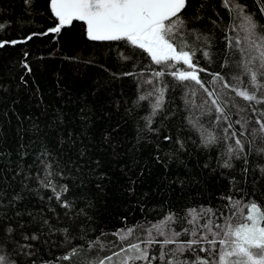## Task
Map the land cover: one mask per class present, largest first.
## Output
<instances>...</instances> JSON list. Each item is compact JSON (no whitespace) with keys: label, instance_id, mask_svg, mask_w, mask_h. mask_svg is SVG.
Instances as JSON below:
<instances>
[{"label":"trees","instance_id":"16d2710c","mask_svg":"<svg viewBox=\"0 0 264 264\" xmlns=\"http://www.w3.org/2000/svg\"><path fill=\"white\" fill-rule=\"evenodd\" d=\"M227 2L229 7L226 0H188L181 15L182 32L190 35L175 41L198 49L193 62L205 71L197 74L213 91L238 72L240 54L229 47L240 23L232 3L264 33V0ZM58 25L50 0H0L5 264H120L134 255L125 251L132 244L146 248L149 257L134 264H193L197 257L215 264L217 255L199 251L211 247L205 242L183 253L178 246L207 235L206 223L219 231L215 225L242 222L251 203L264 206V152L258 150L264 134L257 131L254 138L236 123L245 117L258 130L264 104L229 91L235 106L225 108L232 123L226 133L228 123H218L214 111L205 115L186 103H199L204 94L192 97L198 86L170 74L185 70L183 64L156 65L123 41L89 40L79 22L52 31ZM157 71L165 74L157 78ZM216 73L225 79L213 85ZM160 89L163 103L153 114ZM256 96L264 99L259 91ZM210 135L215 141L207 143ZM235 139L243 152H229ZM166 238L175 242L165 246Z\"/></svg>","mask_w":264,"mask_h":264},{"label":"snow or ice","instance_id":"6c2138e0","mask_svg":"<svg viewBox=\"0 0 264 264\" xmlns=\"http://www.w3.org/2000/svg\"><path fill=\"white\" fill-rule=\"evenodd\" d=\"M187 2L188 0H50L51 12L59 21V25L52 31L58 33L61 27L71 25L73 21H81L86 25L89 40L123 41L133 48L142 50L156 65L175 68L176 64H183L186 66L185 70L176 69L170 74L181 83L191 82L198 86L192 89V97H196L200 90L204 94L199 96V103L195 99L186 103L193 108L198 107L204 110L202 114L205 115L211 116L214 111L215 120L218 123L221 120L228 123V127L224 129L227 133L228 129L232 128V123L225 108L228 104L235 106L234 98L229 96V91L234 92L236 97L244 101L264 104V99L258 100L256 96V91L264 94V33L257 31V25L251 16L244 14L239 4L232 3L230 11L235 13V19L240 23L233 28V31H237V36L229 38V47H234L240 54L235 63L238 72L231 76V81L235 83L230 81L223 83L222 87L214 91L209 90L197 74L198 71L205 70L197 69L193 62L198 49L195 46L189 48V42L185 39H181L179 46L175 43L178 38L190 35V33L182 32L185 28V17L181 14ZM225 6L229 7L227 0ZM2 46L0 44V47ZM203 54L205 57L209 56L207 51ZM164 74L163 71L153 73L157 78ZM224 79L225 77L219 73L212 74L211 83L215 85L217 81ZM241 85L245 86L241 87ZM158 91L160 94L153 106V114L163 103L164 91L163 89ZM140 99L145 97L142 96ZM260 114L264 116V112ZM189 122L193 124V127H197L198 121L194 122L190 119ZM236 123L254 138L257 131L264 134V123L260 120L256 121V124L260 125L258 130L250 128L249 121L245 117H241V120ZM200 128L202 130V125ZM239 135L244 136L245 131H240ZM231 136L235 138L237 133L233 131ZM214 141L215 137L211 135L206 140L207 143ZM260 143L258 150L264 152V135L260 137ZM235 145V149L229 148L230 153L244 151L243 142L240 139H235ZM224 166L230 167V164L225 162ZM195 220L196 217L193 216V221ZM202 227L207 229L208 234L197 237V232L193 230L191 234L197 238L187 241L184 246H178V251L183 253L186 249L195 250V245L205 242L211 247L208 249L200 247L199 251L217 255L218 260L215 264H264V206L251 203L247 206V214L242 222L237 224L228 222L223 227L215 225L219 231H213L211 222ZM160 235H163L162 231ZM153 242L154 240L150 238L147 244L150 245ZM174 242V238H166L163 245ZM125 251L134 255H127L120 264H134L137 260L149 259L147 249H141L139 244H132ZM163 256L162 252L161 259ZM64 259L68 257L65 256ZM111 259L108 257L109 261ZM0 264H5V257L0 256ZM99 264H104V261H100ZM167 264H173V262L168 261ZM184 264H187V261ZM193 264H211V262L197 257Z\"/></svg>","mask_w":264,"mask_h":264},{"label":"water","instance_id":"95a60500","mask_svg":"<svg viewBox=\"0 0 264 264\" xmlns=\"http://www.w3.org/2000/svg\"><path fill=\"white\" fill-rule=\"evenodd\" d=\"M51 9V8H50ZM53 14V13H52ZM54 16V15H53ZM55 17V16H54ZM74 22V21H73ZM75 22H79V23H82L83 24V22H81V21H75ZM84 25V24H83ZM65 26H67V25H65ZM85 26V29H86V25H84ZM87 33V32H86ZM93 41V40H92ZM96 42H104V41H96Z\"/></svg>","mask_w":264,"mask_h":264},{"label":"rangeland","instance_id":"374dc122","mask_svg":"<svg viewBox=\"0 0 264 264\" xmlns=\"http://www.w3.org/2000/svg\"><path fill=\"white\" fill-rule=\"evenodd\" d=\"M173 264H175V263H173Z\"/></svg>","mask_w":264,"mask_h":264}]
</instances>
